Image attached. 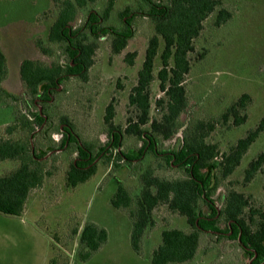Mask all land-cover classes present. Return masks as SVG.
Here are the masks:
<instances>
[{
  "label": "rangeland",
  "instance_id": "1",
  "mask_svg": "<svg viewBox=\"0 0 264 264\" xmlns=\"http://www.w3.org/2000/svg\"><path fill=\"white\" fill-rule=\"evenodd\" d=\"M219 1L231 13V18L218 28L212 24L215 13L203 22L202 31L193 41L194 51L188 55L190 70L183 80L188 108L180 116L181 127L176 136L168 141L158 139L159 152L176 149L191 122L219 123L224 110L242 95L249 97L246 110L241 113L246 116L245 122L237 127L231 120L226 125L217 123L206 138L209 144L216 145L220 154L227 153L264 116V0ZM108 2L96 0L80 10L75 28L83 26L88 11L101 12ZM56 6L50 0H0V38L7 66L2 86L10 94L19 96L23 91L19 79L22 60L32 59L44 64L59 58L64 60L56 47H53L54 56H47L34 44L40 40L44 46L48 45L47 27L56 18ZM125 7L135 8L136 0H112V10L104 27L120 26L119 13ZM133 30V37L118 55H112L108 37L98 38L93 64L85 81L75 77L63 81L51 103L46 105L51 119L49 132L38 135L32 148L35 146L38 153L56 151H50L42 159L48 174L41 188L31 192L24 213L19 217L0 214V264H49L51 261L54 264H150V253L159 245L162 230H190L184 218L160 206L153 213L155 225L144 234L141 254L132 251V225L127 210L114 209L110 199L121 184L136 200L140 174L149 167L157 168L158 162L150 154L140 162L127 165L117 161L113 152L109 163L98 159L96 172L88 181L73 189L65 187V173L75 154L58 150L60 130L66 126L60 122V117L68 119L80 141L96 149L107 141V127L103 121L107 106H113L112 124L117 128L124 129L128 120L135 117L134 109L128 105V96L136 84L153 28L148 20L139 17L134 20ZM93 40L89 36V41ZM161 49L160 46L154 60V80L149 86L150 119L158 118L155 100L163 97L156 78ZM133 54L132 63H128L127 57ZM9 104L12 110L10 105L0 107V139L17 137L16 133L7 135L6 128L14 122L16 111H27L24 102ZM40 106L42 111L44 106ZM141 145L138 139L125 135L121 150H135ZM262 152L264 133L251 145L233 173L220 181L213 197L217 208L221 207L219 198L234 190L249 200L252 210L264 212V164L249 181L245 180L249 163ZM17 164L0 162V176ZM154 173L165 179L183 176L176 168H160ZM249 217L246 209L243 218L249 222ZM256 218L252 217L253 221ZM86 223L103 228L107 240L88 260L81 261L79 255L84 250L78 234ZM251 225L254 229V223ZM74 229L78 234L72 237ZM187 264H250V260L243 256L235 241H218L202 233L197 254Z\"/></svg>",
  "mask_w": 264,
  "mask_h": 264
},
{
  "label": "trees",
  "instance_id": "2",
  "mask_svg": "<svg viewBox=\"0 0 264 264\" xmlns=\"http://www.w3.org/2000/svg\"><path fill=\"white\" fill-rule=\"evenodd\" d=\"M95 1L50 0L57 5L58 12L47 27L48 45L44 46L40 40L34 44L36 49L47 56H54L53 47H56L64 60L59 58L49 64L32 59L22 60L19 79L23 91L19 96L10 94L2 86L7 76V66L0 38V107L20 101L27 107L26 113L16 111L14 122L6 128L7 135L16 133L17 137L0 139V162L18 163L13 170L0 176V214L21 216L31 192L41 188L48 174L41 159L56 150L38 153L35 146L32 148V143L34 145L38 135L44 136L49 132L51 119L46 105L52 101L53 88L71 77L85 81L93 64L98 38L108 37L112 55L120 54L133 37L135 18L140 17L149 21L153 35L148 40L136 84L128 96V105L134 109L135 117L128 120L124 129L117 128L112 124L113 106H107L103 121L108 127V139L98 149L80 141L77 134L72 135L70 122L66 117H60V122L66 124V134L62 135L58 149L76 154L65 173L66 189H73L88 181L95 174V161L101 155L109 163L115 152L117 161L132 165L150 154L158 162L156 169L176 168L183 176L165 179L155 175L156 169L153 167L147 168L140 174L139 194L135 201L121 184L117 185L110 205L114 209L127 210L132 225V251L141 254L144 234L155 225L153 213L158 207L165 206L169 212L184 218L190 230H162L159 245L150 253V264L190 263L197 254L202 233L218 241H235L250 264H264V212L252 210L249 200L234 190L227 191L219 198L220 208H217L213 200L220 181L233 173L251 145L264 133V116L227 153L220 154L216 145L206 141L218 121L191 122L185 128L176 149L161 152L157 149L158 139L168 141L176 136L181 127L180 116L188 108L183 80L190 70L188 55L194 51L193 41L202 31L203 22L215 13L212 24L218 28L228 22L231 13L221 6L219 0H136L135 8L125 7L119 13L120 26L104 27L112 10V0H109L101 12L88 11L83 26L75 28L79 11ZM89 36L94 40L89 41ZM160 46V69L156 78L163 97L155 100L158 118L150 119L149 86L154 80V60ZM133 57L134 54L129 55L127 62L132 63ZM35 100L44 106L41 112L34 106ZM248 100L247 95H242L228 106L220 115L219 123L226 125L231 120L235 127L242 125L246 116L241 113L245 112ZM125 135L138 139L142 145L138 149L123 152L121 147ZM263 164L264 152L249 163L245 170V180L249 181ZM246 209L250 213L249 222L243 218ZM255 216L258 218L253 221L252 217ZM253 223L254 229L251 225ZM77 234L78 231L74 229L72 237ZM78 237L84 250L79 255L80 259L86 261L106 242L107 233L94 223H86ZM49 264L54 263L51 261Z\"/></svg>",
  "mask_w": 264,
  "mask_h": 264
},
{
  "label": "flooded vegetation",
  "instance_id": "3",
  "mask_svg": "<svg viewBox=\"0 0 264 264\" xmlns=\"http://www.w3.org/2000/svg\"><path fill=\"white\" fill-rule=\"evenodd\" d=\"M60 85H61V84H58L57 87L53 88V89H54V93L57 92L58 90H60ZM52 98H53V97H52ZM38 104H39V105H38ZM40 105H41V103L37 102V100L34 101V106H35V107H36V106L38 107V106H40ZM38 108H39V107H38ZM40 108H41V106H40ZM46 122H47V119H45V123H46ZM62 127H63V128L60 130V131H61V132H60V136H61V138H62V135L66 134V131L64 130L65 127H64V126H62ZM106 127H107V126H106ZM71 134L73 135L74 132L72 131ZM106 134H107L106 137H107V139H108V127H107V132H106ZM67 137H69L68 134H67ZM61 138H60V139H61ZM59 141H60V140H59ZM106 142H107V141H106ZM106 142H105V143H106ZM106 149H107V148H106ZM108 149H109V148H108ZM108 149H107V150H108ZM58 150H59V149H58ZM40 152H42V151H40ZM106 155H108V152L106 153ZM46 156H47V155H46ZM46 156H44L43 158H45ZM75 156H76V154H75ZM43 158H42V159H43ZM42 159H41V160H42ZM98 159H99V160H101V159L103 160L102 155L99 156ZM98 159L95 161V163L98 161ZM96 164H97V163H96Z\"/></svg>",
  "mask_w": 264,
  "mask_h": 264
},
{
  "label": "water",
  "instance_id": "4",
  "mask_svg": "<svg viewBox=\"0 0 264 264\" xmlns=\"http://www.w3.org/2000/svg\"><path fill=\"white\" fill-rule=\"evenodd\" d=\"M39 112H41V108H39Z\"/></svg>",
  "mask_w": 264,
  "mask_h": 264
}]
</instances>
